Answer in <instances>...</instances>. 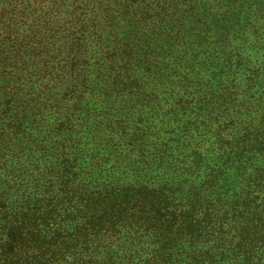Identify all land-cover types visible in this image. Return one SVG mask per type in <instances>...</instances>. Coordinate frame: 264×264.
I'll return each mask as SVG.
<instances>
[{"label":"rangeland","instance_id":"obj_1","mask_svg":"<svg viewBox=\"0 0 264 264\" xmlns=\"http://www.w3.org/2000/svg\"><path fill=\"white\" fill-rule=\"evenodd\" d=\"M54 1L37 5L31 0H0V21L6 23L0 26V190L8 183L42 177L37 171H48L46 166L65 139H71L79 145L77 153L84 173L92 174L88 180L93 186L125 192L133 187H164L171 196L170 203L185 196L184 188L201 189L212 182L232 188L224 190L223 196L236 195L242 187L236 174L238 160L242 161L247 145L236 147V140H246L250 117L256 119L253 129L257 130L258 109L263 103L264 0H81L84 86L80 97L60 102L57 110L50 105L62 99L75 75L64 73L57 79V68L33 65L32 61L13 70L10 64L15 51L5 44L21 15L38 23ZM58 3L68 18L76 0ZM147 4L148 18L144 16ZM68 39L63 36L61 42H74ZM117 68H123L124 79L140 85V93L112 82ZM20 75L24 81L17 83ZM10 90L15 97L4 115L3 94ZM142 94L147 96L145 100ZM73 104L78 109V121L84 118V127L80 121V126L74 125L69 132L49 131ZM220 117L232 123L219 132L231 154L223 146L219 148L214 122ZM8 125L12 127L10 133L4 132ZM18 126L21 133L16 130ZM110 126L119 128L112 131ZM134 135L142 138L139 145L128 143L127 138ZM192 150L194 156L187 163L193 159V165L185 170V156ZM175 153L180 155L178 161L170 160V165L159 159ZM178 183L184 185L182 191ZM19 199L15 196L17 202ZM123 201L127 204L134 199ZM103 208L106 216L100 224L106 226L112 225L113 215H126L130 210L136 215L134 219L151 220L133 203L120 207L111 201ZM184 221L172 215L161 221L163 228L157 233L141 228L130 233L121 230L114 239L102 236L95 241L103 243L99 256L114 261L124 258V264H167L170 255L162 246L182 237ZM86 225L84 239L88 235ZM187 244L189 248L181 249L180 254L194 256L201 255L200 249H207L209 241L194 238ZM98 262L105 264L101 259Z\"/></svg>","mask_w":264,"mask_h":264},{"label":"trees","instance_id":"obj_2","mask_svg":"<svg viewBox=\"0 0 264 264\" xmlns=\"http://www.w3.org/2000/svg\"><path fill=\"white\" fill-rule=\"evenodd\" d=\"M31 1L37 5L44 2ZM80 3L81 0H76L68 18L64 17L58 0L48 6L38 23L23 14L5 39V44L12 46L15 51L14 60L10 64L13 70L24 62L32 61L33 65L38 63L43 64L44 68H57L59 71L57 79L64 73L67 76L71 74V77L72 74L75 75L73 84L65 90L62 99L50 105L55 110L59 108L60 102H70L72 98L82 95L84 74L80 64L84 57V9ZM146 8L144 16L148 18L150 6L147 4ZM0 26H6V23L0 21ZM26 30L29 31L27 35L24 34ZM63 36L71 38L74 42L72 44H69V41L61 42ZM73 52L74 56L70 57L69 54ZM121 71L123 72V68L115 70L117 74L112 82L140 93V85L124 79ZM51 78L52 76L49 77ZM17 80V83L23 82L24 76L20 75ZM12 90L3 94L6 96L2 109L4 115L8 113L9 103L15 97ZM115 90L113 88L114 92ZM141 96L144 100L147 97L144 94ZM262 100V106L258 109L257 130L253 129L256 119L250 117L248 123L250 130L244 135L246 140H236V147L247 143L242 161L238 160L239 169L236 170L242 187L236 195L229 197L222 194L224 190L230 191L232 188L228 189L214 182L203 184L201 189L189 187L186 190L184 185L178 183L179 190L182 191L184 188L182 194L185 196L178 198L177 203H170L171 196L164 187H152L150 190L133 187L125 192L126 189L119 190L108 185L102 188L99 185L93 186L88 180L92 179V174L84 173V165L77 153L79 145L71 139H65L55 159L46 166L48 171L45 169L37 171L42 177L37 178L35 175L23 183L16 182L15 185L8 183L1 188L0 264H101L102 262H98L100 259L105 264H111L110 262L124 264L126 263L124 258L121 261L119 258L116 261L107 257L101 258L99 253L103 251L101 249L103 243L95 241L102 236L114 239L115 234L121 230L130 233L132 230L136 232L143 228L157 233L163 228L161 221L169 220L172 215L185 219L186 226L182 229V237L162 246L163 251L170 255L167 264H264V96ZM64 111V119L52 129H48L49 131L65 133L74 125L82 124L84 127V118L78 121V109L74 104L67 106ZM221 118L214 119L216 135L220 137L219 148L223 146L231 154V150L226 147V141H223V135L219 132L225 131L232 123L224 117L225 121H222ZM16 128L18 133H21V126ZM118 128L119 126H110L112 131ZM11 131L12 127L9 125L4 129L7 133ZM120 134L125 135L124 131H120ZM141 140L139 135L127 138L131 145H139ZM179 156L178 153L173 157L161 155L159 159L170 165V160L178 161ZM193 156L192 150L185 156V163ZM185 163L184 168L188 170L193 165V159L190 163ZM144 171V168L141 169V173ZM29 190L32 191L28 192ZM175 193L176 191L173 192ZM15 196L20 198L18 202ZM127 198L134 199L133 206L138 207L140 213L149 214L151 223L142 222L138 216V219H134L136 215L130 210L125 213L126 215H113L111 226L100 224L106 216V209L103 208L105 204L112 201L120 207L132 205L131 202L126 204L123 201ZM84 225L89 227L85 229L88 231L86 239ZM194 238L198 241H209L208 248L200 249L201 255L180 254L181 249L189 248L187 240L191 241Z\"/></svg>","mask_w":264,"mask_h":264}]
</instances>
